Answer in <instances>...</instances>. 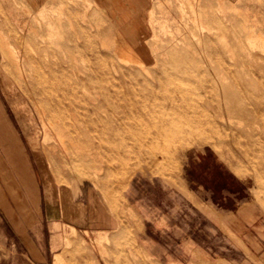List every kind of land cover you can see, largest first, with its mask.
Wrapping results in <instances>:
<instances>
[{"label":"rangeland","instance_id":"1","mask_svg":"<svg viewBox=\"0 0 264 264\" xmlns=\"http://www.w3.org/2000/svg\"><path fill=\"white\" fill-rule=\"evenodd\" d=\"M30 2L0 0V102L28 160L18 178L19 168L0 154V264H53L55 255L61 264H264V0H113L109 8L94 0L87 8L78 0ZM70 7L73 15L63 9ZM78 27L87 29L92 51L68 47L81 45ZM131 34L147 62L119 60L115 45ZM37 49H46L49 61H64L63 107L48 105L26 85ZM169 52L178 62L170 63ZM161 66L179 71L177 84L164 82L165 99L159 98L175 122L171 129L183 124L172 111L177 104L188 116H214L213 123L185 133L181 142L169 136L149 142L169 148V161L150 146L145 154L137 147L127 152L122 145L140 127L131 132L118 125L116 157L96 160L92 149L101 132L94 128L102 125L84 130L85 95L68 80L84 75L92 87L110 72L116 84L141 91L142 80L156 85L152 73L160 74ZM188 67L202 71L201 78ZM176 100L180 105L166 107ZM76 187L91 189L105 214L103 230L86 229L83 213L65 215L68 191ZM66 236L74 243L66 244Z\"/></svg>","mask_w":264,"mask_h":264},{"label":"bare ground","instance_id":"2","mask_svg":"<svg viewBox=\"0 0 264 264\" xmlns=\"http://www.w3.org/2000/svg\"><path fill=\"white\" fill-rule=\"evenodd\" d=\"M30 1H33V0H29V4L31 3ZM78 1L81 2L80 4L82 7H86V8L89 6V4L91 2V0H78ZM94 1H96L98 4H100L102 6L103 5L107 6L108 8L114 4L113 0H94ZM79 2H74V4H72L71 7L78 9L77 5H79L78 4ZM13 3H14V1H13ZM13 3H12V5H13ZM1 4H3V3H0V5ZM10 4H11V2H10ZM50 5H52V4H50ZM71 7H70V9L63 8V9H65V13L67 15L68 14L73 15V13L71 11H69V10H71ZM29 10H31V8ZM221 16H223V15H221ZM99 21L96 23V25H100ZM118 23H119V27L121 28V31L123 33L127 32V25H126L125 21L121 20ZM78 28H79L78 34L81 37V39H83L81 45H78L74 41L75 43L73 42L72 45L68 46V47H70L73 50H78V49L82 48L83 50L92 51L94 48V45H91L92 43H90V40L87 39V37L85 36L86 33L88 32L87 29L80 28V27H78ZM30 31H33V33H35L34 28L30 27ZM98 31H99V29L97 30V32ZM132 37H133V34L127 35L124 38H122L121 42H119L115 45V48L119 51V56H118V58H120L119 60L124 62V63L130 62V61L134 62L135 60L139 61V63L142 60H145L147 62L149 60V58L146 57L147 55L145 54L144 47L141 45L138 47H135L133 44L134 40L132 39ZM221 40H222V38H221ZM52 50H50V52ZM53 54H51V55H53ZM167 54H168V57L171 59L170 63H171V61L173 63L178 62L179 59H176V55L173 52H169ZM16 56L21 57V56H24V54L23 55L17 54ZM48 56H49V54H48V51L46 49H44L43 53H40L38 50V52L37 51L34 52V54L32 56L30 54V58H31L30 63L33 62V63H36L38 65L33 66V68L31 69L30 75L27 76L28 79H26V77H25L24 80L27 83L26 85L28 87L34 88V89L36 88L35 89L36 93H38L43 99H45V101L47 102L48 105L54 104V105H58V106L60 105L63 107V105L65 106V103L63 102V99H65V64H64V61H61V60H59L58 62L49 61L46 59V57H48ZM180 59H181L180 62L185 61V62H187V64H189V66H192V62L189 61V59L186 57V55L181 56ZM156 60H157V58H156ZM156 60L154 61L153 66H154V64H156V65L158 64L157 63L158 61H156ZM190 60H193V59L191 58ZM194 61H193V63H194ZM21 63L23 64V62H21ZM176 64H175V66H176ZM187 64H185V65H187ZM39 65L45 66L46 69L43 70V69L39 68ZM159 65H160V63H159ZM164 67L161 66V68L159 69L160 71L158 73H160V74L154 75V73H152L153 77L156 78V81H155L156 85L153 84V86L150 87L145 80L141 81V83H140L141 84V91L135 90L130 85L116 84L114 77L111 76L110 72H107V76L104 79L94 80V82L98 83V85L92 86V87H89L85 84L86 82L90 81L91 79L84 76V75L82 77L74 78L73 81L68 80L69 83L70 82L79 83V85H81V88L83 89V92L85 95V98L83 97L85 99L84 100V104H85L84 105V115L81 116L82 120H83V124H84V130L91 132L88 129V124H90V125H93V124L102 125L100 127V130L97 128H94V130L97 131V133H98V131L101 132V134L100 133L97 134L99 141L96 142L97 143L96 145H94V150L92 149V151H94L93 156L96 158V160H98L99 162L100 161H102V162L103 161H113L114 158L116 157L115 152H117L119 144H117L116 141L114 140L113 134H115L116 127L118 125H122L126 130L128 129L129 131L132 129V127H140V132L136 133V135L132 136V138H131L132 142L129 144L125 143L124 145H122V146H124V148L127 152H131V151H133L134 147H137V149L141 153L145 154L146 152H144L145 151L144 148H147L150 146V149L153 153L155 150H164V156H165L166 160L168 159V161H169L170 160L169 159L170 158L169 148H161L160 146H156V144L154 146L149 145V142L152 144L154 141H156V140L161 141L164 137H167V136H169V141L181 142L182 136L185 133L193 135V133L196 131V128L201 127L204 124V122L213 123L212 118L214 116L212 118L207 114H206V116L205 115L199 116L197 114V111H195L196 112L195 114L191 113V115H190L189 110H188V114L190 116H188V115H186L185 111L183 112V108L181 111L179 110V108H177V105H178L177 103H179V100L167 101L166 105L167 104L168 105L166 107L168 109H173V108H171L170 105L172 104V106H173V104H175L173 102H177L176 103L177 105L176 106L174 105V110H172V111H174L176 114L179 115L178 116L179 119L181 118V116H183V118H182L183 124H181V126L180 125L175 126L176 128L173 126V129H171L172 125L175 124V122L171 117H170L171 119L169 117H167V113H168L167 109L163 106L162 102L159 101V98L160 97L162 98V96L164 95V99H165V94H164L165 91H164L163 83L168 82L170 85L174 86L175 83L173 84V80H175V78H174L175 76H178L179 71L177 72V70H166L167 66H166V68H164ZM182 67H183V65H182ZM177 68H178V65H177ZM177 68H175V69H177ZM188 68H189V72L192 71L191 73H193V71H196V72H194L196 76L193 78H195L197 80H199V78H201L200 73L202 71L199 73V72H197V70H195L196 68L195 69L192 67H188ZM16 69H17L18 74L21 75L22 68L19 65H16ZM192 69H194V70H192ZM114 71H115V69H114ZM198 71H200V70H198ZM153 72H154V70H153ZM203 75H205V74L202 73V77H203ZM175 81L177 82V80H175ZM151 83H152V81H151ZM245 84H247V82ZM69 87L75 88L74 86H69ZM170 87H172V86H170ZM172 88L175 90V92L176 91L177 92L184 91V89L182 91L179 90L178 87H172ZM205 90H206V88H205ZM186 91L187 90H185V92ZM71 92H72L71 93L72 95L75 94V90L72 89ZM170 92L172 93V91H170ZM224 92H222V93H224ZM59 93L61 94V96L59 95ZM171 93H169V94H171ZM189 95L192 96L191 93ZM181 96L183 97V95H181ZM204 97H206V95ZM190 98H193V97H190ZM52 101H54L55 103ZM193 102L194 101H192L191 103H193ZM185 103H186V101H185ZM179 105H180V103H179ZM180 107H182V106H180ZM224 108H225V106H224ZM190 109L192 110V108H190ZM100 111H102L103 113L101 114ZM169 114L170 113H168V115ZM174 118H177V117L175 116ZM154 120H156V121H154ZM128 121L131 124L130 123L128 124ZM147 125H152V127L154 128V131L153 132L148 131V129L146 128ZM131 132H132V130H131ZM200 132H202V131H200ZM102 135H103V137H101ZM84 161H86V160H84ZM107 170L108 171L110 170L109 165L107 167ZM70 227L72 230H75L74 227H72V226H70ZM62 234L59 233L57 236L61 237ZM64 234H66V233H64ZM63 239H65L66 244H69L72 242L74 243V240L71 238H67V236L64 237ZM53 259H54L53 264H59V263L61 264V259H63V258H61L58 255H55Z\"/></svg>","mask_w":264,"mask_h":264},{"label":"crops","instance_id":"3","mask_svg":"<svg viewBox=\"0 0 264 264\" xmlns=\"http://www.w3.org/2000/svg\"><path fill=\"white\" fill-rule=\"evenodd\" d=\"M4 124V126H3ZM0 127L5 134V140L1 141V147L0 154L2 155V152H4V156H6L8 163L13 167H17L18 173L17 177L19 178L21 175V167H28L26 164L28 163L27 159L21 155L24 152L21 150L22 142L20 140L19 134H17L14 127L10 124V122L7 119L5 110L3 108V104L0 102ZM20 155V156H19ZM22 156V160L21 157ZM6 174H8V171H5ZM11 178H13L12 173L8 174ZM1 176L3 177L2 173ZM31 174H26L25 178L30 180ZM24 178V177H23ZM29 184H31L32 192L35 194V186L29 181ZM11 187V186H10ZM9 187V189H11ZM19 187L17 185H13L11 189V196H18L19 195ZM68 191V190H67ZM31 192V194H33ZM69 197L67 202L65 203V215L68 214L70 216L71 212L74 213V215L78 214L80 216V213L84 214V221H85V228L88 230H103V226L105 224L104 218L105 214L102 211V208L99 206L97 199L95 198L94 194L91 193L90 188H80L76 187L74 190L71 189L68 191ZM38 193V192H37ZM35 194L38 195V194ZM27 195H30L28 192ZM14 200V197H13Z\"/></svg>","mask_w":264,"mask_h":264}]
</instances>
